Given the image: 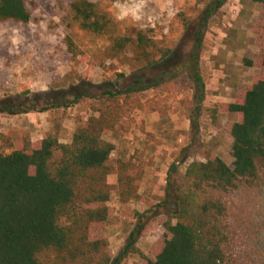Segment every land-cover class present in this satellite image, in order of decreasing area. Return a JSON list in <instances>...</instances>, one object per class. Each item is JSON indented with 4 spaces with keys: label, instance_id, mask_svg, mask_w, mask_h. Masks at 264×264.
I'll return each mask as SVG.
<instances>
[{
    "label": "rangeland",
    "instance_id": "374dc122",
    "mask_svg": "<svg viewBox=\"0 0 264 264\" xmlns=\"http://www.w3.org/2000/svg\"><path fill=\"white\" fill-rule=\"evenodd\" d=\"M35 1L37 6L26 24L0 23V102L40 113L46 126L38 133L29 131L25 115L18 113V126L1 131L0 122V133L37 141L39 136L57 132L59 143H68L77 123L95 112L107 90L137 85L143 100L151 99L166 111L174 106L177 113L175 118H156L155 129L162 141L149 136L153 144L149 148H158L163 142L160 151L173 156L178 149L171 135L173 122L180 118L185 124L187 116L192 135L197 122L205 130L210 128L208 123L216 128L210 152L231 166L223 121L231 117L230 122H235L238 116L213 114L211 107L232 102L240 90L264 73L256 43L261 32L260 4L253 0H88L117 24L119 35L135 38L137 31L146 30L159 49L168 50L165 58L158 54L157 62L144 68V62L135 60L130 50L107 58L103 53L107 40L72 21L69 0ZM68 36L82 51L76 57L68 52ZM136 113L134 110L114 132L104 136L108 141L115 138L110 164L126 159L134 149L135 144L130 145L120 131L142 130ZM9 115L0 112L2 118ZM116 133L121 137H115ZM0 151H10L3 139ZM137 152L135 149L133 156ZM58 157L57 150L52 161ZM147 164H153L152 158ZM184 171H171L169 186L167 172L164 200L145 205L142 211L120 204L115 194L111 195L112 224L93 230L95 237L114 230L107 238L111 264H143L144 257L154 258L156 250L151 248L165 236L162 223L175 210L173 185ZM114 178L110 176L109 183L113 184ZM226 201L227 252L233 264H264V174L256 185L229 193ZM132 248L142 255L133 253Z\"/></svg>",
    "mask_w": 264,
    "mask_h": 264
},
{
    "label": "trees",
    "instance_id": "16d2710c",
    "mask_svg": "<svg viewBox=\"0 0 264 264\" xmlns=\"http://www.w3.org/2000/svg\"><path fill=\"white\" fill-rule=\"evenodd\" d=\"M261 32L256 43L261 49L264 69V0ZM71 19L78 27L103 36L108 44L103 53L116 58L130 50L144 68L168 55L159 49L146 30L135 38L119 35L117 24L88 0H69ZM35 0H0V23L26 24ZM72 57L82 51L68 36ZM196 81L200 76L195 75ZM201 87V85L199 86ZM137 85L107 90L95 112L78 122L68 143H59L58 134L47 133L32 142L25 135L0 133L10 149L0 151V264H111L108 240L95 237L94 229L110 226L111 195L121 204L140 199L138 186L143 165L131 159L110 164L114 144L104 138L134 110L144 107L160 116L166 114L151 99L143 100ZM232 102H217L213 114H236L227 132L231 166L216 154L204 161H192L173 185L172 216L163 223L165 236L152 246L153 259L143 264H233L227 245L230 239L226 196L240 187L256 185L264 174V73L239 91ZM202 97V94L200 95ZM29 110L0 102V112L27 113ZM57 160L52 161L55 151ZM172 163L168 170V186ZM114 183H109L110 176ZM133 253H142L132 248Z\"/></svg>",
    "mask_w": 264,
    "mask_h": 264
},
{
    "label": "crops",
    "instance_id": "0c3cea01",
    "mask_svg": "<svg viewBox=\"0 0 264 264\" xmlns=\"http://www.w3.org/2000/svg\"><path fill=\"white\" fill-rule=\"evenodd\" d=\"M135 111L137 113L134 115V117H136V120L139 121L142 130L132 127L130 132L126 133L120 131V134L123 133V135L127 136L125 138L127 141H131L130 145L135 144L134 149L130 151V155H128L126 159H131L132 161L141 163L143 165V175L138 186V195L140 196V199L134 202L126 203V205H128L132 210L135 209L137 211H142L144 210L145 205L157 204L160 200H164L166 187L165 176L170 165L175 162V164H177L176 168H179V171L181 172L185 169V165L192 161V159L204 161L206 154L211 153L210 150L213 149V143L215 142V135L217 132L216 128L210 123H208L210 126L209 130H205V128L201 126L199 122H197L196 128L193 130L192 135L191 122L188 117H185V124H183L182 119L177 118V120L173 122V130L171 135L176 139L175 144L177 145L178 149L174 150L175 154L173 156L163 155V153L160 151L163 142L158 148L151 149L149 147L153 144L149 141V136H153L155 139L162 141L160 134L155 129L156 118H175L177 115L175 107L172 106L164 116H160L157 112H151L149 110ZM23 115H25L26 119L24 118V120L26 123V128L29 131L38 133L40 130L45 128L46 125L43 123L42 119L43 115L40 113H23ZM18 116L19 115L17 114H10L7 118L0 117V122L2 124L1 131L12 130L14 127L18 126V124H16L18 123ZM230 120L231 117H228L223 121V126L226 131L225 141L229 147L232 143V139L229 137L227 132V127L231 123ZM114 136L117 137L118 133H116ZM118 137H121V135ZM41 138L42 137L39 136L35 140H39ZM30 139L32 142H35L32 137H30ZM114 139V137H111L109 141L114 144L115 148ZM135 149L136 152H138L136 156H133ZM150 158H152L153 164L149 165L147 162ZM159 187L160 189L164 190H159ZM111 233H114V230H112L110 233L106 232L105 237L108 238V235Z\"/></svg>",
    "mask_w": 264,
    "mask_h": 264
}]
</instances>
